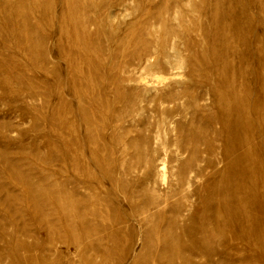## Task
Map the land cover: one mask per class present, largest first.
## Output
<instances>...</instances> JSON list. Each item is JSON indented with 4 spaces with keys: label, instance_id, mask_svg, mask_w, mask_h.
<instances>
[{
    "label": "rangeland",
    "instance_id": "rangeland-1",
    "mask_svg": "<svg viewBox=\"0 0 264 264\" xmlns=\"http://www.w3.org/2000/svg\"><path fill=\"white\" fill-rule=\"evenodd\" d=\"M0 264H264V0H0Z\"/></svg>",
    "mask_w": 264,
    "mask_h": 264
},
{
    "label": "bare ground",
    "instance_id": "bare-ground-1",
    "mask_svg": "<svg viewBox=\"0 0 264 264\" xmlns=\"http://www.w3.org/2000/svg\"><path fill=\"white\" fill-rule=\"evenodd\" d=\"M164 181H166V177H164Z\"/></svg>",
    "mask_w": 264,
    "mask_h": 264
}]
</instances>
